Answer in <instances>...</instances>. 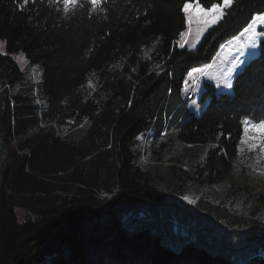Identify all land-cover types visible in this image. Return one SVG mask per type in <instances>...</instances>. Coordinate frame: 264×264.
Instances as JSON below:
<instances>
[{"label":"trees","instance_id":"16d2710c","mask_svg":"<svg viewBox=\"0 0 264 264\" xmlns=\"http://www.w3.org/2000/svg\"><path fill=\"white\" fill-rule=\"evenodd\" d=\"M188 1L222 0H80L67 13L0 0V264H264V194L248 209L184 198L188 181L230 172L245 121L264 120V35L230 93L203 82L200 114L184 88L264 0H233L195 49L177 43ZM146 138L158 162L174 139L216 145L192 174L175 163L151 176L138 164Z\"/></svg>","mask_w":264,"mask_h":264},{"label":"rangeland","instance_id":"374dc122","mask_svg":"<svg viewBox=\"0 0 264 264\" xmlns=\"http://www.w3.org/2000/svg\"><path fill=\"white\" fill-rule=\"evenodd\" d=\"M188 3H192L193 7L189 12L184 11L187 19V28L182 32V36L178 39L177 43L180 46L187 45L189 49H195L205 31L215 23L206 24L204 22L203 17L196 12V1H188ZM219 3H222V1ZM250 24H254L252 31L245 32L244 29ZM245 28L220 47L216 57L209 66H200L201 71L193 73L192 76L188 75L184 85L185 90H188L190 87L193 89L196 81L197 83L199 82L193 90L194 96L188 98V103L196 114H200L205 105L199 102V93L204 81L213 82L217 94L220 92L230 93L236 73L242 69L250 58L257 54L258 42L264 35V24L254 23L252 20ZM0 45H2L0 46V52H4V42L1 39ZM12 55L26 69L28 78L40 83L42 78L40 65H28L22 53L17 52ZM39 83L37 84L38 88L40 86ZM253 124L257 123L247 122L245 124V127L248 128L247 136H245L244 127L240 138L238 155L231 171L214 183H207L197 179L188 181L185 184L186 188L184 191V198L187 202L194 201L200 195H206L209 198L223 201L236 208L248 209L264 194V158H262L264 157V153L260 152L258 146L254 149L249 147L253 143L259 144L258 137L260 133L252 127ZM252 137H257V139L253 140L251 139ZM242 138H245L247 142L242 144ZM141 140H145V146L141 150L138 164L147 170L151 176L157 175V172L167 174L171 164L175 163L181 164L187 174H192L196 164L199 160L202 161L207 154L208 148L216 145L215 142L204 145L182 143L174 139L170 150L165 152L163 159L158 162L153 159L151 148H153L154 144L157 147L159 141H153L154 143L151 141L148 144L147 138ZM179 158L181 159L180 162ZM259 211L260 215L264 218V207ZM16 214L19 220L25 217H33V215L27 214L22 209H16Z\"/></svg>","mask_w":264,"mask_h":264},{"label":"snow or ice","instance_id":"6c2138e0","mask_svg":"<svg viewBox=\"0 0 264 264\" xmlns=\"http://www.w3.org/2000/svg\"><path fill=\"white\" fill-rule=\"evenodd\" d=\"M33 3L36 2V0H32ZM56 2V0H49V3ZM63 4L65 13L69 12L70 10H74L75 8L82 6L80 0H59ZM29 3V0H23V3L19 6L23 8L25 5ZM87 3L91 5V8L93 11L99 9L100 11H103V3L104 0H87ZM233 3V0H222V3H211V7L204 8L199 3L195 4L196 12L201 15L204 19V22L206 24L209 23H216L218 19H220L223 16V10L225 8L231 7ZM193 7L192 3L186 2L184 4V11L189 12V10ZM254 23H260L264 24V13L257 14L252 18ZM254 27V24H250L247 28L244 29L245 32L252 31ZM2 46V45H0ZM201 71L200 69H192V71L189 73V76H192L193 73ZM91 84V82H89ZM229 86H231L229 84ZM247 124V121H245ZM252 127L260 133L258 139L259 144H250V148H256L257 146L260 149L261 153H264V120L259 121L257 124H253ZM248 128L245 127V136H247ZM251 139L256 140L257 137H252ZM247 140L245 138L241 139V143H246ZM264 158V157H262Z\"/></svg>","mask_w":264,"mask_h":264},{"label":"bare ground","instance_id":"6f19581e","mask_svg":"<svg viewBox=\"0 0 264 264\" xmlns=\"http://www.w3.org/2000/svg\"><path fill=\"white\" fill-rule=\"evenodd\" d=\"M197 67H200V66H197ZM196 83H197V81H196ZM196 85V84H195ZM194 85V86H195ZM193 86V85H192ZM193 95V90L192 89H190V92L188 93V96H192Z\"/></svg>","mask_w":264,"mask_h":264},{"label":"built area","instance_id":"2783aa9c","mask_svg":"<svg viewBox=\"0 0 264 264\" xmlns=\"http://www.w3.org/2000/svg\"><path fill=\"white\" fill-rule=\"evenodd\" d=\"M177 42H178V40H177ZM194 69V68H193ZM195 69H200V67H195Z\"/></svg>","mask_w":264,"mask_h":264},{"label":"crops","instance_id":"0c3cea01","mask_svg":"<svg viewBox=\"0 0 264 264\" xmlns=\"http://www.w3.org/2000/svg\"><path fill=\"white\" fill-rule=\"evenodd\" d=\"M213 83V82H212ZM140 154H141V152H140ZM140 154H139V157H140Z\"/></svg>","mask_w":264,"mask_h":264}]
</instances>
